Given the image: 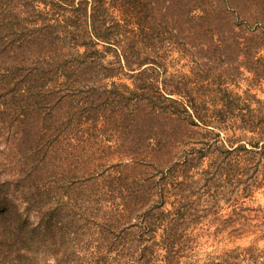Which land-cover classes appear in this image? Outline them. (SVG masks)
Masks as SVG:
<instances>
[{"label": "trees", "instance_id": "1", "mask_svg": "<svg viewBox=\"0 0 264 264\" xmlns=\"http://www.w3.org/2000/svg\"><path fill=\"white\" fill-rule=\"evenodd\" d=\"M262 183L264 0H0V264H196Z\"/></svg>", "mask_w": 264, "mask_h": 264}, {"label": "rangeland", "instance_id": "2", "mask_svg": "<svg viewBox=\"0 0 264 264\" xmlns=\"http://www.w3.org/2000/svg\"><path fill=\"white\" fill-rule=\"evenodd\" d=\"M253 91L257 92L259 96H262L260 90L255 89ZM250 194H252L251 197L250 195H245L244 191L239 190L232 197L233 200H245L246 204L252 207L251 210L245 211L252 224V226H250V230L240 235H232L233 229L230 228L223 234H219L217 237L209 236L206 233L200 232V235L197 237L195 247L190 254L192 257L190 261L195 262L196 264H205L212 261L208 260L209 258L220 254L224 250L236 246L245 248L250 245L257 249L256 252L264 256V230L262 229L264 210L259 211L260 209H254L257 208L258 205L264 207V183L257 185ZM233 200L230 202L233 203ZM66 201H69L72 208L79 212L77 204H80V200L76 197V195L71 194L70 200ZM219 204L220 207L217 209V212H220L221 214L228 212L231 208V206L225 201H220ZM87 205H89V207L85 210L87 213H91L89 209L92 205H94V203H89Z\"/></svg>", "mask_w": 264, "mask_h": 264}]
</instances>
